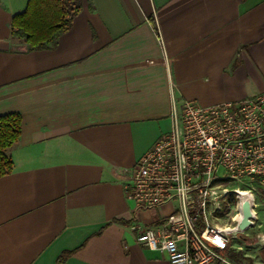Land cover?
I'll return each instance as SVG.
<instances>
[{
    "label": "crops",
    "instance_id": "obj_1",
    "mask_svg": "<svg viewBox=\"0 0 264 264\" xmlns=\"http://www.w3.org/2000/svg\"><path fill=\"white\" fill-rule=\"evenodd\" d=\"M26 3L0 0V115L21 117L0 175V264H57L62 251L65 264H170L131 226L160 225L175 203L136 207L123 180L171 129L173 103L264 91V0H81L40 50L11 35ZM227 249L210 264H243ZM242 254L264 264V239Z\"/></svg>",
    "mask_w": 264,
    "mask_h": 264
},
{
    "label": "built area",
    "instance_id": "obj_2",
    "mask_svg": "<svg viewBox=\"0 0 264 264\" xmlns=\"http://www.w3.org/2000/svg\"><path fill=\"white\" fill-rule=\"evenodd\" d=\"M171 121L123 180L136 207L175 203L158 226L134 223L136 240L170 264L227 261L231 237L242 232L234 217L247 200L253 225L254 185L264 187V91L211 105L184 99L173 103Z\"/></svg>",
    "mask_w": 264,
    "mask_h": 264
},
{
    "label": "trees",
    "instance_id": "obj_3",
    "mask_svg": "<svg viewBox=\"0 0 264 264\" xmlns=\"http://www.w3.org/2000/svg\"><path fill=\"white\" fill-rule=\"evenodd\" d=\"M80 9L81 0H27L25 8L12 16L11 35L22 39L26 50L53 49L59 36L71 27L72 20ZM237 54L232 66L238 62ZM20 129L19 113L0 115V175L12 168L5 149L17 141ZM70 253L71 251H62L56 259L57 264H65ZM228 258L237 263L240 259H245L251 264V259L244 256L242 251L230 249Z\"/></svg>",
    "mask_w": 264,
    "mask_h": 264
},
{
    "label": "rangeland",
    "instance_id": "obj_4",
    "mask_svg": "<svg viewBox=\"0 0 264 264\" xmlns=\"http://www.w3.org/2000/svg\"><path fill=\"white\" fill-rule=\"evenodd\" d=\"M253 192L255 195V200L257 202V206L255 209L258 212L259 208L264 207V187L254 185ZM234 214L235 213L233 211H230L228 215L229 219H227V222H231L230 217ZM262 234H264V218H262L261 216H257L253 225L245 228L242 232L237 233L235 236L231 237L227 250L234 249L235 251L252 253L254 251V248L259 245V243H261L262 240L260 239V236ZM241 263L247 264L246 260H242Z\"/></svg>",
    "mask_w": 264,
    "mask_h": 264
},
{
    "label": "water",
    "instance_id": "obj_5",
    "mask_svg": "<svg viewBox=\"0 0 264 264\" xmlns=\"http://www.w3.org/2000/svg\"><path fill=\"white\" fill-rule=\"evenodd\" d=\"M241 219L238 222L237 226L240 230H244L249 225V217L251 216V206L247 200L243 201L241 207Z\"/></svg>",
    "mask_w": 264,
    "mask_h": 264
},
{
    "label": "bare ground",
    "instance_id": "obj_6",
    "mask_svg": "<svg viewBox=\"0 0 264 264\" xmlns=\"http://www.w3.org/2000/svg\"><path fill=\"white\" fill-rule=\"evenodd\" d=\"M241 216H242L241 211H239V212L236 213L234 219L235 220L241 219Z\"/></svg>",
    "mask_w": 264,
    "mask_h": 264
}]
</instances>
